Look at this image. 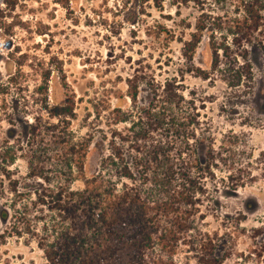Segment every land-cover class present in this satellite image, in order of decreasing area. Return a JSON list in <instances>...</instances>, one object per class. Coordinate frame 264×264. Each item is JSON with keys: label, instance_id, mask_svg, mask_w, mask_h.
Listing matches in <instances>:
<instances>
[{"label": "rangeland", "instance_id": "rangeland-1", "mask_svg": "<svg viewBox=\"0 0 264 264\" xmlns=\"http://www.w3.org/2000/svg\"><path fill=\"white\" fill-rule=\"evenodd\" d=\"M142 2L0 0V142L13 141L35 119L66 127L74 138L89 141L85 171L90 174L108 154L114 110L139 113L163 83L171 82L184 105L194 108L199 134L211 138L221 159L207 179L201 227L191 235L205 240L206 252L179 245L175 264H264V52L255 43L240 48L231 34L219 30L217 42L225 49L221 68L204 80L197 71L211 67V19L217 24L232 19L235 0ZM200 22L206 29L189 62L184 49ZM253 36L262 39L260 33ZM243 48L247 73L238 81L232 76L245 64L239 56ZM68 99L74 115L67 124L48 117L46 107ZM201 144L196 147L200 160L206 141ZM223 163L244 165L254 181L227 192L219 182L225 177ZM14 168L23 174L21 161ZM7 192L6 182H0L1 235L11 217L8 211L1 216ZM0 264L47 263L34 243L7 237L0 244Z\"/></svg>", "mask_w": 264, "mask_h": 264}, {"label": "trees", "instance_id": "trees-1", "mask_svg": "<svg viewBox=\"0 0 264 264\" xmlns=\"http://www.w3.org/2000/svg\"><path fill=\"white\" fill-rule=\"evenodd\" d=\"M190 1L197 2L176 0V4ZM235 2L232 19L220 24L211 19V67L197 71L204 80L221 68L219 57L225 49L217 42L219 30L231 34V42L240 48L255 43L264 52V0ZM195 29L184 49L189 62L206 25L200 22ZM258 33L262 39L253 36ZM240 53L245 64L232 76L238 81L248 64L246 49ZM170 84L163 83L139 113L114 110L108 154L90 174L85 171L89 141L74 138L66 127L41 125L35 119L25 123V131L13 141L2 140L0 182H6L8 196L1 216L4 219L8 211L11 217L0 244L7 237L25 239L35 244L47 264H175L179 245L205 253V240L191 235L201 227L199 207L209 196L207 179L214 176L221 159L211 138L199 134L194 108L186 107L177 87ZM131 99L135 101L136 95ZM73 106L68 99L45 110L49 118H63L61 123L67 124ZM119 123L125 127L118 129ZM203 141L200 160L201 149L196 147ZM17 161L22 162L23 174L14 168ZM220 170L225 177L219 182L227 192L254 181L241 164L223 163ZM77 182L80 188L74 187Z\"/></svg>", "mask_w": 264, "mask_h": 264}]
</instances>
